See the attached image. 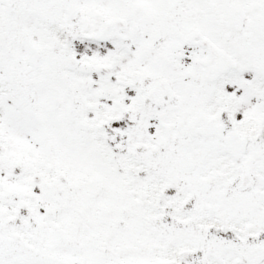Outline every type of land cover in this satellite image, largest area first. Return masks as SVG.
<instances>
[{
	"label": "snow or ice",
	"instance_id": "1",
	"mask_svg": "<svg viewBox=\"0 0 264 264\" xmlns=\"http://www.w3.org/2000/svg\"><path fill=\"white\" fill-rule=\"evenodd\" d=\"M0 264H264V0H0Z\"/></svg>",
	"mask_w": 264,
	"mask_h": 264
}]
</instances>
